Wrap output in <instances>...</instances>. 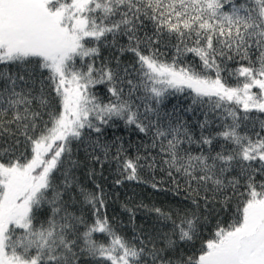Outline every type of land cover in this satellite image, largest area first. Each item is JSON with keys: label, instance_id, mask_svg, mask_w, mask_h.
<instances>
[{"label": "snow or ice", "instance_id": "snow-or-ice-1", "mask_svg": "<svg viewBox=\"0 0 264 264\" xmlns=\"http://www.w3.org/2000/svg\"><path fill=\"white\" fill-rule=\"evenodd\" d=\"M0 264H264V0H0Z\"/></svg>", "mask_w": 264, "mask_h": 264}, {"label": "trees", "instance_id": "trees-1", "mask_svg": "<svg viewBox=\"0 0 264 264\" xmlns=\"http://www.w3.org/2000/svg\"><path fill=\"white\" fill-rule=\"evenodd\" d=\"M172 51H174V49L169 48V55H171ZM103 55L108 56V51L104 50ZM186 59L189 61L196 60V58L192 57L191 54H189ZM176 102V99L173 98L172 103ZM180 102L187 104L189 101L181 99ZM121 134H124L123 130H121ZM127 138V135H125V139ZM131 139L135 141L136 137L133 135ZM129 154L132 158L135 157L136 149L134 145L129 149ZM80 155L82 158L83 153ZM78 175L89 188L93 187L91 182L86 179L83 172L78 173ZM104 175L108 177L107 181L101 180L97 177L98 182L103 183L106 192L109 193L106 207L101 211L109 217L114 226H116L117 231L129 239H131L133 235V225L130 222L131 213L126 210L125 206H127V208L134 209L136 228H139L140 226H143L144 228H151L155 222V218L153 214L147 211V208H151L153 206L163 207L165 209L172 208L176 207L177 202L183 199L182 196H178L173 191L174 185L170 183L166 173L159 170V167L155 171H151L147 168L141 169L140 175L142 180L145 181L143 183L125 180L123 184L113 187L112 184L115 173L109 174V172L105 170ZM153 181L158 183V189H153L151 187V182ZM141 204L147 207H140L139 205ZM205 235H207V233H205ZM94 238L98 243L108 242V237L101 233L94 234Z\"/></svg>", "mask_w": 264, "mask_h": 264}]
</instances>
